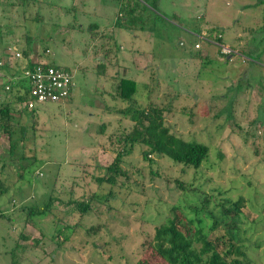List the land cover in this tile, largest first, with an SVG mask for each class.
<instances>
[{
	"label": "rangeland",
	"instance_id": "1",
	"mask_svg": "<svg viewBox=\"0 0 264 264\" xmlns=\"http://www.w3.org/2000/svg\"><path fill=\"white\" fill-rule=\"evenodd\" d=\"M86 1L31 0L23 8L19 0H0V61L17 44L74 76L69 100L35 102L23 110L19 121L27 130L13 150L0 129V179L6 187L0 195V264H166L149 245L155 227L171 215V206L184 208L203 198L214 216L238 201L233 222L224 218L210 239L225 233L226 223L234 224L230 234L245 256L264 264L263 70L256 72L248 61L247 71L237 76L240 61L226 60L234 43L264 59V0H152L156 9L147 11L154 24L144 15L143 28L137 21L136 30L125 34L104 24L100 37L108 50L86 28L75 27L96 3ZM64 7L72 11L58 15ZM216 26L222 39L212 43ZM46 48L50 52L43 54ZM141 53L151 63L136 68ZM118 76L137 78L140 105L160 108L163 124L184 139L207 144L208 156L191 168L153 153L145 160L146 147L135 144L123 154L125 174L117 178L115 195L106 202L93 199L81 213L67 200L105 193L91 176L100 172L98 162H112L120 149L118 133L132 126L114 111L124 106L113 97ZM101 121L109 122L107 137L96 132ZM94 154L96 165L89 162ZM50 198V208L31 213Z\"/></svg>",
	"mask_w": 264,
	"mask_h": 264
},
{
	"label": "trees",
	"instance_id": "2",
	"mask_svg": "<svg viewBox=\"0 0 264 264\" xmlns=\"http://www.w3.org/2000/svg\"><path fill=\"white\" fill-rule=\"evenodd\" d=\"M30 1L31 0H19L20 3L18 2V4L26 8ZM117 1L119 16L117 17L116 26H123L125 28L133 27V25H136L137 21H139V24H137L138 27L143 28L144 25L142 21H144L145 16L142 14L141 10L144 12L147 8L152 10L156 9L153 2L154 0ZM12 4L15 6L14 2H12ZM64 8L63 12H57L58 15L72 11L69 7ZM145 15V18H147L150 23H155V20L149 17V14L146 13ZM35 18L40 19V16H35ZM72 19L76 18L72 17ZM79 24L80 23L77 22L75 27L81 29V25ZM84 28L88 30L93 42L96 39H101L100 36L104 34L102 30H96L94 27L88 25H84L82 29ZM134 28L135 27H133V29ZM150 28L153 30L152 26H150ZM218 31L217 37H215L216 43L222 39L220 34L221 30L218 29ZM194 32H197L195 33L196 39L203 37L197 26H195ZM109 37L114 40L116 39L112 34H109ZM150 38L152 37L150 36ZM102 42L103 40L101 44H103ZM105 46L103 50H108L107 48H109V46L107 44ZM12 49L14 53L16 52L18 54L16 56L13 55L12 58L7 57L4 59L1 69L8 70L10 76L8 75L7 81L5 83L3 82L0 87V95H2V97H0V118H2L0 129L9 137L10 151L16 147L19 140H21L20 142L22 143L27 130V124L19 121V118L22 116L21 113L23 110L27 108L23 106V102L29 99L30 96L29 90L26 88L28 80L24 72L33 64L28 63L31 57L29 50L25 48L21 49L17 44H13ZM46 49H43L44 51L42 50L43 54H47ZM50 64L56 65L52 62H50ZM118 77L115 83L113 97L122 100L124 106H118L116 110H113L115 113L128 117L132 121V126L130 129L121 130L118 133L120 149L115 152L111 163L100 164L97 161L96 154H94L92 160L89 161L94 164L95 161L98 162L96 167L100 172L93 174L91 177L92 180L96 182L97 187L105 190V193L99 194L98 192H92L87 196H82L86 198L79 197L80 199L77 198V196L72 198L73 195L70 196L71 198L68 197V203L70 204L71 202L73 205L77 206L81 213L86 212L91 207L90 202L93 199H102L106 202L111 196L115 195V193H113V188L117 178L125 174L121 165L123 154L130 152L135 144H142L146 147L142 150V156L145 160H151L148 155L153 153L157 156H166L175 163L183 164L191 168H198L208 156L209 147L207 144L194 139L187 140L171 132L169 127L162 122L160 108L140 105L136 98L138 84L133 78ZM6 85H8V88L5 87ZM71 94L72 89L69 95L61 101L69 100ZM106 108V111L112 112L111 109L114 107L109 108V106H106ZM16 118L18 119L16 120ZM108 127L109 122L101 121L98 124L96 132L104 136L106 135L107 137V133L109 132L106 131V128L108 129ZM16 130L20 134L19 137H14ZM111 137L112 135L109 134L108 138L110 139ZM22 151L24 150L22 149ZM5 191L6 187L0 179V195ZM98 195L100 196L98 197ZM204 203H207L205 198L200 200V204L197 202L192 205L189 204L184 208L176 205L171 206V215L167 216L163 223L155 227L153 236L150 240L149 245L154 253L163 259L166 264H255L245 256L236 235L230 234L231 230L235 228L234 224L231 225L229 223L230 226H228L226 223L225 228L227 231L220 235L217 234L213 240H211L209 236L211 232L220 228L222 224L221 221H223L224 218L229 217L233 222V218H235L239 210L238 201L232 202L227 208L224 207L219 209V216H214L212 210L204 208ZM50 204L51 198L48 199L45 204L31 208L30 211L31 213L44 212V210L50 208ZM185 208L188 210H185ZM210 214H212L213 217L210 216ZM207 218L208 222H206ZM54 221H57V218L54 219Z\"/></svg>",
	"mask_w": 264,
	"mask_h": 264
},
{
	"label": "crops",
	"instance_id": "3",
	"mask_svg": "<svg viewBox=\"0 0 264 264\" xmlns=\"http://www.w3.org/2000/svg\"><path fill=\"white\" fill-rule=\"evenodd\" d=\"M88 1H95L96 3L92 5V9L91 10H89L87 12L83 11L84 20L79 24V25H81V29L83 28L84 25L85 26L88 25L90 27H94L96 30H99V29L103 30V28H105L106 25H108L107 30L109 29L110 32L113 30L114 34H116V30L118 28H121L124 31V34H125V30H128V29L131 30V31L136 30V28L131 29V28H125L123 26H116V22L118 20L117 17L119 16V12H118V8H117V6H118V1L117 0H113L112 3L109 4V5H105L101 0H87L86 2H88ZM98 2H102V4H99ZM105 6H109L111 9H109V8L105 9L104 8ZM115 9H116V11L114 12ZM141 12L144 15L146 13L149 14L147 10H144V12H143V10H141ZM90 16L94 17V19L93 18L90 19ZM149 17H150V15H149ZM105 20H108V22H105ZM104 24H106V25H104ZM194 33H197V32H194ZM237 33H239L241 35L243 32H237ZM117 35L122 36L123 34L119 33ZM123 36L125 38V35H123ZM134 36H135L136 39H138L137 35H134ZM98 41H99V39H96L94 42L98 43ZM211 42L212 43H216L213 40H211ZM102 43H103L102 44L103 45L102 49H103V48L106 47L105 46L106 44H104V41ZM241 44L239 45L237 43H234V44L230 45L231 47L229 46V43L225 44V45L229 46L230 49H231V52L226 55V60L228 62H234V61H237V60L240 61L241 66L239 67L237 76H239L240 73H243L244 70H245V72L247 71V69L243 68V63L249 61L255 67L256 72L258 70L257 68H260V69L263 70L261 72L262 74L260 76L261 79H262L261 82H263V80H264V74H263L264 73V66H263L264 59H262L260 57H257V56H254L253 53L250 52L251 51L250 47L249 48L242 47ZM9 49H8V51L5 50V52H7V55H8ZM139 49L140 50H145V49H142V48H139ZM147 49H149V48L147 47ZM49 52H50V50H49ZM5 56H4V58H5ZM133 56H136V53H133L132 57ZM149 56L150 55L145 57L144 53H141L139 56L137 55V57H140V59H138V62H136L135 67L137 68V67L141 66L142 63L150 64L151 62L148 61V58L152 59V57L151 56L149 57ZM44 58L45 57H39L37 55L34 56L32 54L30 59H29V61H28V63L31 64L32 62H34L36 60H40V59H44ZM121 60H123L122 57H121ZM48 61L51 62L52 60L50 59ZM71 73H72V71H71ZM8 75L10 76V72L8 70L0 69V79H4L3 80L4 83L7 81ZM130 78H133L137 82V78H134V77H130ZM228 79L231 80L230 81L231 83L234 82V79H232L231 76H228ZM73 82H74V76H73ZM73 89H74V84H73V87H72V91H73ZM70 98H71V96H70Z\"/></svg>",
	"mask_w": 264,
	"mask_h": 264
},
{
	"label": "built area",
	"instance_id": "4",
	"mask_svg": "<svg viewBox=\"0 0 264 264\" xmlns=\"http://www.w3.org/2000/svg\"><path fill=\"white\" fill-rule=\"evenodd\" d=\"M195 46L198 47L199 44L195 43ZM11 49H9V58L18 54L14 53L13 49ZM226 49L227 51L225 52H228V48ZM46 52H49L48 48ZM32 63L24 72L28 80L26 88L29 90L30 96L29 99L23 102V106L33 108L35 102L64 100L69 95L74 84L71 71L57 65H52L45 59L36 60ZM0 64H2L1 61ZM5 87L8 88V85Z\"/></svg>",
	"mask_w": 264,
	"mask_h": 264
}]
</instances>
